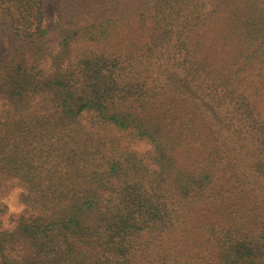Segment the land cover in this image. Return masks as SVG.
Here are the masks:
<instances>
[{"label": "trees", "instance_id": "obj_1", "mask_svg": "<svg viewBox=\"0 0 264 264\" xmlns=\"http://www.w3.org/2000/svg\"><path fill=\"white\" fill-rule=\"evenodd\" d=\"M61 13L0 0V264H264V0Z\"/></svg>", "mask_w": 264, "mask_h": 264}, {"label": "rangeland", "instance_id": "obj_2", "mask_svg": "<svg viewBox=\"0 0 264 264\" xmlns=\"http://www.w3.org/2000/svg\"><path fill=\"white\" fill-rule=\"evenodd\" d=\"M62 1L63 0H43L44 24L53 40V46L56 45L57 30L63 21L61 13ZM0 42L2 47H6L9 42V38H0ZM133 148L138 151H145L149 148V146L142 142H136L133 144ZM16 183V181H12V187L10 188L8 194L1 199L8 207L6 214L0 215L1 228H13L14 222L10 221V216L20 213L23 208V205L18 201V193L21 189Z\"/></svg>", "mask_w": 264, "mask_h": 264}]
</instances>
